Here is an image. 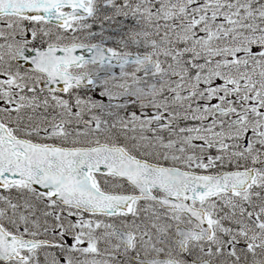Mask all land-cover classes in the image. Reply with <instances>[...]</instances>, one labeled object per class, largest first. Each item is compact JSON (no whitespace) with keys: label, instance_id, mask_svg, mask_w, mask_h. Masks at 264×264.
Listing matches in <instances>:
<instances>
[{"label":"snow or ice","instance_id":"1","mask_svg":"<svg viewBox=\"0 0 264 264\" xmlns=\"http://www.w3.org/2000/svg\"><path fill=\"white\" fill-rule=\"evenodd\" d=\"M0 264H264V0H0Z\"/></svg>","mask_w":264,"mask_h":264}]
</instances>
